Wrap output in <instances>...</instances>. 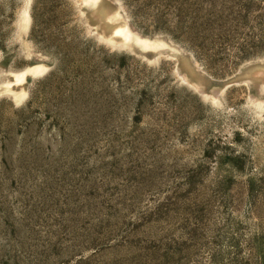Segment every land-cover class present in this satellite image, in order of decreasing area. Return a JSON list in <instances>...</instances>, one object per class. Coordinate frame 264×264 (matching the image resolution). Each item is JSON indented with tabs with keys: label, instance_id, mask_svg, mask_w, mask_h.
I'll return each instance as SVG.
<instances>
[{
	"label": "rangeland",
	"instance_id": "rangeland-1",
	"mask_svg": "<svg viewBox=\"0 0 264 264\" xmlns=\"http://www.w3.org/2000/svg\"><path fill=\"white\" fill-rule=\"evenodd\" d=\"M0 0V264H264V0Z\"/></svg>",
	"mask_w": 264,
	"mask_h": 264
},
{
	"label": "trees",
	"instance_id": "trees-1",
	"mask_svg": "<svg viewBox=\"0 0 264 264\" xmlns=\"http://www.w3.org/2000/svg\"><path fill=\"white\" fill-rule=\"evenodd\" d=\"M182 1L185 5L184 8H188V2L190 0H182ZM204 1L207 2L208 0H202V3ZM230 5L233 6L234 8H246L248 10V9L254 8L253 5H255V1L254 0H237V1H233ZM213 6L214 8H217V7H223L224 5H223V2H221V0H214Z\"/></svg>",
	"mask_w": 264,
	"mask_h": 264
}]
</instances>
